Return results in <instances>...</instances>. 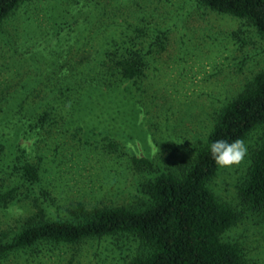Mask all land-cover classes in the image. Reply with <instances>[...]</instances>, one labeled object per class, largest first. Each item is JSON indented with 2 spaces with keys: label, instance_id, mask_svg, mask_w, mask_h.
Masks as SVG:
<instances>
[{
  "label": "rangeland",
  "instance_id": "rangeland-1",
  "mask_svg": "<svg viewBox=\"0 0 264 264\" xmlns=\"http://www.w3.org/2000/svg\"><path fill=\"white\" fill-rule=\"evenodd\" d=\"M128 37L146 52L140 79L68 92L44 85L70 65L80 77L92 75L76 62L83 52L92 57L105 42ZM263 68L255 28L198 0H25L0 24V183L15 195L0 207V227L17 231L30 217L70 220L79 205L140 208L143 184L179 173L222 108ZM49 105L56 116L39 125L34 115ZM263 137L262 128L251 131L244 160L219 166L208 182L239 214L221 239L241 248L243 264H264V206L251 211L238 196ZM19 163L31 165L36 179H21L13 169ZM143 252L135 235L119 234L41 243L4 264H129Z\"/></svg>",
  "mask_w": 264,
  "mask_h": 264
},
{
  "label": "trees",
  "instance_id": "trees-1",
  "mask_svg": "<svg viewBox=\"0 0 264 264\" xmlns=\"http://www.w3.org/2000/svg\"><path fill=\"white\" fill-rule=\"evenodd\" d=\"M24 1L0 0V24ZM198 2L217 13L245 20L264 40V0ZM132 32L138 33L139 29ZM105 43H108L106 47L95 56L90 57L85 51L76 61H84L80 65H90L92 75L83 77L81 74L80 77L71 71L70 65L67 72L53 71L44 85L51 84L59 91L66 87L64 90L68 92L71 87L76 90L101 85L112 87L113 81H135L144 76L148 64L146 52L134 37ZM57 75H62V79ZM51 106L34 115L39 125L51 115L56 116V109ZM256 128L264 131V68L222 108L205 144L179 173L161 172L143 184L146 201L140 208L120 205L87 209L79 205L75 217L70 220L30 217L17 231L0 227V264L11 254H19L41 243L76 244L119 234L135 235L144 247V252L129 264H243L241 248L221 239V235L236 224L239 214L221 202L208 187L219 168L208 144L221 138L243 140ZM131 161L137 166L150 165L147 159L132 157ZM13 169L20 172L21 179L32 181L37 177L31 165L19 163ZM7 189L8 185L0 183V207L14 199V190ZM238 196L251 211L264 206V137L251 156Z\"/></svg>",
  "mask_w": 264,
  "mask_h": 264
},
{
  "label": "clouds",
  "instance_id": "clouds-1",
  "mask_svg": "<svg viewBox=\"0 0 264 264\" xmlns=\"http://www.w3.org/2000/svg\"><path fill=\"white\" fill-rule=\"evenodd\" d=\"M208 150L219 166L228 167L238 165L243 161L247 155L248 147L240 138L233 140L221 138L211 141L208 144Z\"/></svg>",
  "mask_w": 264,
  "mask_h": 264
}]
</instances>
